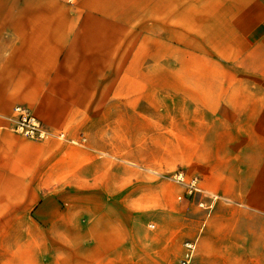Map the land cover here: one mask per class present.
<instances>
[{"label": "crops", "instance_id": "1", "mask_svg": "<svg viewBox=\"0 0 264 264\" xmlns=\"http://www.w3.org/2000/svg\"><path fill=\"white\" fill-rule=\"evenodd\" d=\"M19 205L70 246L24 264H264V0H0V221Z\"/></svg>", "mask_w": 264, "mask_h": 264}, {"label": "rangeland", "instance_id": "2", "mask_svg": "<svg viewBox=\"0 0 264 264\" xmlns=\"http://www.w3.org/2000/svg\"><path fill=\"white\" fill-rule=\"evenodd\" d=\"M130 35V38L134 36V34ZM158 165L162 167L163 163H157V166ZM175 167L176 166H169L167 164L166 169L173 170ZM25 213L24 206L19 205L16 207L15 221H0V264H24L23 261L26 257L24 249H27L25 250L27 252L30 249V251H36V259L42 260L45 263L60 259L61 257L59 254L63 255V259H66L67 252L64 251L70 250V246L58 244L53 237H49L47 243L41 244L39 220L34 216L32 220H30L28 215H24ZM25 217L26 220H24ZM25 232H32L33 235H36L32 237L33 242L29 246L25 244L27 239ZM57 253L59 254L57 255ZM4 261L6 263H3Z\"/></svg>", "mask_w": 264, "mask_h": 264}, {"label": "built area", "instance_id": "3", "mask_svg": "<svg viewBox=\"0 0 264 264\" xmlns=\"http://www.w3.org/2000/svg\"><path fill=\"white\" fill-rule=\"evenodd\" d=\"M14 112L17 116L13 131L26 138L33 140H44L49 138V133L41 123V121L32 115L26 108L16 106ZM172 180L182 185L183 190L177 196L178 200L195 201L199 208L211 210L214 207L215 197H212V202L208 205L200 199L204 196V189L196 177H186L181 171H176L171 175ZM186 251L180 264L189 263L195 252L194 243H185Z\"/></svg>", "mask_w": 264, "mask_h": 264}]
</instances>
